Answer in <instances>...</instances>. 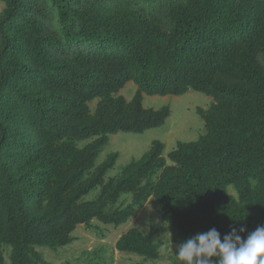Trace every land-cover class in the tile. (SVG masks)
I'll use <instances>...</instances> for the list:
<instances>
[{
	"label": "trees",
	"instance_id": "trees-1",
	"mask_svg": "<svg viewBox=\"0 0 264 264\" xmlns=\"http://www.w3.org/2000/svg\"><path fill=\"white\" fill-rule=\"evenodd\" d=\"M190 89L214 98L197 108L206 132L168 156L155 140L106 180L111 135L171 114L143 92ZM152 196L182 243L264 225V0H0V264H54L42 248L95 219L121 225ZM162 244L131 227L116 247L158 264Z\"/></svg>",
	"mask_w": 264,
	"mask_h": 264
},
{
	"label": "rangeland",
	"instance_id": "rangeland-1",
	"mask_svg": "<svg viewBox=\"0 0 264 264\" xmlns=\"http://www.w3.org/2000/svg\"><path fill=\"white\" fill-rule=\"evenodd\" d=\"M137 86L130 81L121 90V94L131 100L136 93ZM146 107L160 108L169 105L171 115L166 122L142 133L117 132L111 135L109 143L103 148L99 161H103L113 151L119 152L114 167L106 174L107 180L111 176L119 175L123 167L133 159H139L148 152L155 140L166 143L164 155L174 149L179 140L189 141L199 138L206 132L205 122L197 112L198 107L209 108L214 102L210 95L190 89L182 95H144ZM101 188L92 190L86 198L95 197ZM155 197L141 207L136 215L121 225L98 222L97 228L78 225L73 231L75 239L57 250H47L45 258L54 264H155L153 260L145 261L141 256L116 247V241L121 234L131 227H140L146 233H153L157 240L163 242L161 257L158 264H172L176 259L175 251L182 244L181 236L170 224L162 218L161 211L156 204Z\"/></svg>",
	"mask_w": 264,
	"mask_h": 264
},
{
	"label": "clouds",
	"instance_id": "clouds-1",
	"mask_svg": "<svg viewBox=\"0 0 264 264\" xmlns=\"http://www.w3.org/2000/svg\"><path fill=\"white\" fill-rule=\"evenodd\" d=\"M145 94L148 93L143 92V99ZM244 232H246L244 227H240L239 230L232 228L223 238L215 228L197 233L178 246L175 251L176 264H264V225L257 226L246 237L240 235ZM102 263L103 261L98 264Z\"/></svg>",
	"mask_w": 264,
	"mask_h": 264
}]
</instances>
